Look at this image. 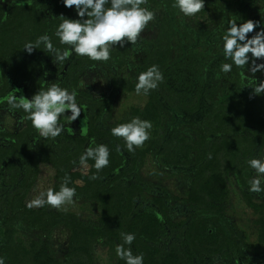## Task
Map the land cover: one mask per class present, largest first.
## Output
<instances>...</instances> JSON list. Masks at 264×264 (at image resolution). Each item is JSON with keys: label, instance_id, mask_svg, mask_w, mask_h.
<instances>
[{"label": "rangeland", "instance_id": "rangeland-1", "mask_svg": "<svg viewBox=\"0 0 264 264\" xmlns=\"http://www.w3.org/2000/svg\"><path fill=\"white\" fill-rule=\"evenodd\" d=\"M51 3L52 0H24L26 8L36 11L30 16L27 13L32 10L26 9L22 14L24 6L0 0V13L4 12L0 26L4 21L7 26L15 25L18 46L8 51L10 41L6 40L7 49H0V101L8 93L30 98L39 88L59 82L78 90L83 110L76 121L61 118L67 130L53 141L40 138L30 121H21V112H13L0 102V245L12 230L14 242L25 248L45 245L59 264H124L115 255L120 242L117 233L111 235V240L106 234H97L99 238L90 250L75 252V256L73 232L82 227L105 228L101 195L116 192L122 198L131 183L137 189L131 197L130 218L151 210L160 216L159 241H148L149 245L157 243L162 251L178 248L182 253V243L188 242L186 229L197 214L207 213L209 218L202 228L216 249L202 252L199 258L193 248L181 254L185 264H264V193L247 191L254 172L246 163L258 154L264 157V142L261 128L243 118L245 106L254 104L256 112L257 103L263 102L264 108V95H255L254 101L248 103L249 99L243 97L254 95L253 89L244 85L241 72L235 67L226 76H217L222 59L218 57L217 35L222 26L230 16L262 20L264 0L260 4L255 0H206L205 8L192 19L179 15L171 6L172 0H148L156 18L136 45L113 48L108 62L72 56L58 66L40 49L31 54L23 49L26 41L34 42L42 33L51 35L55 31L59 22L55 17L61 13H55ZM21 16L22 22L18 23ZM66 16L76 18L74 8L67 10ZM33 19L37 22L35 30L31 26ZM260 26L264 27V22ZM4 32L5 27H0V37ZM161 43L162 48H167L164 60L153 62L164 73V81L151 91L157 94L154 105L158 106L157 115H152L146 112L150 93H135V76L154 64L151 57ZM55 46L64 47L58 43ZM22 58L29 61L31 68L25 75L11 70V64ZM255 76L258 81L264 79V74ZM261 114L264 126V109ZM134 116L152 121L151 135L144 145L134 152L121 151L123 159L111 171H106V167L97 171L91 167V160L88 168L82 170L78 158L85 148L100 143L111 150L117 143L123 146V140L113 137L109 129ZM236 125H241L238 132L233 127ZM234 134L243 138L237 139L236 147L222 143ZM218 143H222V148L215 154L216 162L207 165L203 174L213 177L221 172L225 187L218 198L204 193L209 206L198 204L192 199L197 172L206 160L213 158ZM235 168L242 174L241 182ZM67 172L76 176L70 179V186L74 181L80 182L74 202L61 210L48 205L31 209L44 211L46 219H51L49 226L43 220L25 224L28 218L19 205L26 207V201L40 190H59L62 178L70 177ZM116 223L111 220L110 227L116 229ZM137 242L132 244L133 254L147 253L145 244ZM6 264L14 263L6 259ZM24 264L29 262L25 260Z\"/></svg>", "mask_w": 264, "mask_h": 264}, {"label": "clouds", "instance_id": "clouds-1", "mask_svg": "<svg viewBox=\"0 0 264 264\" xmlns=\"http://www.w3.org/2000/svg\"><path fill=\"white\" fill-rule=\"evenodd\" d=\"M9 2L16 7L25 5L24 0ZM62 3L66 8H74L76 18H70L63 13L56 15L59 22L51 35L45 32L34 42L28 40L23 44V49L28 54L40 49L50 55L57 66L72 56L86 57L94 62H108L112 59L113 48L136 45L142 33L156 18V12L149 6L148 0H62ZM205 3L206 0H172L171 6L183 18L192 19L205 8ZM255 3L260 4V0H255ZM262 22L264 17L254 21L239 15L230 16L217 35L220 48L218 57H222L217 76H226L234 67L239 69L241 80L245 82L244 85L252 87L254 95H264V79L258 81L255 76L256 73L264 74V27L260 26ZM249 33L253 34L249 36ZM56 43L64 47H57ZM249 77L254 79H248ZM163 81L164 73L159 65L151 64L135 76L134 91L137 95H147ZM0 102L6 103L13 112H21V121H30L31 127L40 138L53 141L67 130L61 118L66 116L69 121H76L83 110V104L78 100V90L63 87L59 82L39 88L30 98L8 93ZM152 127L151 120L142 119L140 116L115 124L109 129L110 133L118 140H123V146L116 144V151L134 152L142 147L150 138ZM110 151L107 144H89L78 158L80 168L87 169L89 160L93 161L91 167L97 171L107 167L110 164ZM246 163L254 172L249 179L247 191L254 194L264 193V157L258 154L247 159ZM92 178H95V174ZM79 183L74 181L70 186V177L65 176L59 190L51 187L40 190L38 195L26 201V207L38 209L48 205L61 210L62 206L74 202L76 186ZM136 238L134 232L120 233L115 255L124 264H144L145 257L142 252L133 254L132 244ZM6 259L0 255V264H6Z\"/></svg>", "mask_w": 264, "mask_h": 264}, {"label": "trees", "instance_id": "trees-1", "mask_svg": "<svg viewBox=\"0 0 264 264\" xmlns=\"http://www.w3.org/2000/svg\"><path fill=\"white\" fill-rule=\"evenodd\" d=\"M51 7L53 8L54 12L57 13H63L66 15V11L70 10V8L64 7L62 0H52ZM26 9H30L32 11H29L27 14L32 16L33 13L36 11L34 8H26L23 7V10H21V13L24 14V11ZM4 17V12L2 11L0 13V21ZM22 16L17 18V22H22ZM36 20L33 19L31 21V26L35 30ZM167 21L165 20V23ZM40 24V22H39ZM8 23L4 21L0 27H5V32L1 35V48L4 49V51L8 48V51H12L14 49H18V46L15 45V42L17 41L16 35L14 34V26L15 25H9ZM17 25V23H16ZM166 25V24H165ZM3 39V41H2ZM6 40H9L10 43H8L7 48L4 45ZM167 49V48H166ZM166 49L162 48V43L157 46V49L153 53L151 57V62L155 61V63H161L164 60V54L166 53ZM163 58V59H162ZM154 63V62H153ZM154 63V64H155ZM0 65H2L0 63ZM11 70L14 71V73H19L21 75H25L27 72L31 71V68L29 67L30 63L28 60L25 59H18L17 62L12 63ZM2 69V68H1ZM156 93L150 92V100L151 103L148 105L146 112L152 113V115H157L158 106H155L156 100ZM249 99V102L254 101L255 95H249L247 97H243ZM241 99V101L243 100ZM262 101V100H261ZM247 105V103H246ZM244 106V105H243ZM242 106V107H243ZM263 102L257 103V111L255 112L254 104L251 106H245L244 107V119L247 123L248 120L253 121L256 125H258L261 128V140L264 142V126H263V118L261 112L263 111ZM260 121V122H258ZM235 128V131H239L241 129V125L233 126ZM234 134V136L230 138H225V140L222 143L229 142V147H236V141L237 139H243L241 136ZM263 137V139H262ZM222 143H218L219 146L218 150L213 153V158L215 157V154H218L217 152L222 148L220 147ZM216 143H213L215 145ZM111 150V149H110ZM209 158L206 160V162L201 165L197 172V184L195 185V189L193 190V194L195 193V196L192 198L193 200H196L198 204H207V201L205 200L204 193H207L210 196H213L214 198H218L219 195L223 192V189L225 187V184L221 178V172L219 174H216L214 172L218 171L216 169L213 171L214 176L212 177V174L204 175L203 170L204 168L209 165L210 163L216 162L215 158ZM216 158H220L219 156ZM110 166L106 169V171H111L115 169L118 165V162H120L123 159L122 153L117 152L116 148L110 151ZM221 159V158H220ZM92 161V160H91ZM93 164V161H92ZM234 165H232L233 167ZM240 171L235 168V173H239ZM66 175L70 176V179H74L76 177L75 175L69 174L68 172ZM99 175V173H98ZM102 175V174H100ZM63 176V175H62ZM239 181L242 180V174L240 172V175L238 176ZM84 180L86 181V184H88V177H85ZM91 186V184H90ZM137 186L134 184H129L127 188H125L126 194L121 198L119 195H116V192L110 193L108 196L104 193L101 195L100 202L103 207V212L101 215V220L103 223H105L104 227L101 228L100 226H94V227H82L78 230L73 232V253L78 251H85L88 252L90 250L91 244L99 238L97 234H106L108 236V240H111V235H115L117 233V237H120L121 232H134L136 233V241L145 244V248H147V253H143L145 260L144 264H185L184 260L181 256V254L186 253L188 251H192L193 248H195V252L199 254V258H201L202 252L208 251L210 249L215 250V245L209 241V238L206 239V233L203 232L202 226L206 225L207 219L209 216L206 214H197V218L192 222V224L186 229L187 234L186 238L188 239V242L182 243L183 250L182 253L176 249V251H173L175 248L167 249L166 251L159 247L158 244L149 245L148 241L157 240L158 237V231H157V224L160 222L159 214L155 212L154 210L144 212L146 214H140L133 216L130 218V212L132 210V204H131V197L136 191ZM128 192V193H127ZM201 194H200V193ZM192 194V195H193ZM19 209H21L23 215H26L28 220H26L25 224L28 223H38L43 220L44 224L46 226H49L51 223V219H46V215L44 211L41 209L37 211H32L31 209L24 206V204L19 205ZM208 210V209H205ZM11 220V219H10ZM115 220L116 223V229H112L110 227V221ZM202 228V229H201ZM105 229V230H104ZM205 233V234H204ZM101 236V235H100ZM98 237V238H97ZM137 242V243H138ZM194 245V246H192ZM43 249V250H41ZM1 255L5 256L7 259L10 260L11 263L14 264H24V261H28L29 264H32L30 261H35L34 264H59L58 261H56L48 252L46 246H42V248L37 249L34 248H25L22 244H17L14 242L12 238V230H9L8 236L4 239V242L2 245H0ZM76 256V253H75ZM27 263V262H26ZM72 264H81V263H72Z\"/></svg>", "mask_w": 264, "mask_h": 264}]
</instances>
